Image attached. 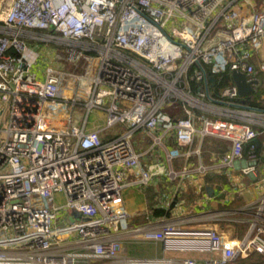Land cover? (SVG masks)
<instances>
[{"label": "built area", "instance_id": "2783aa9c", "mask_svg": "<svg viewBox=\"0 0 264 264\" xmlns=\"http://www.w3.org/2000/svg\"><path fill=\"white\" fill-rule=\"evenodd\" d=\"M229 1L0 0V264H235L252 251L264 257V231L254 222L245 240L200 226L226 220L223 213L134 226L123 197L125 172L141 170L134 145L141 130L153 148L175 139L188 158L197 139L199 157L206 139L224 142L230 148L220 165L260 179L264 130L255 125L264 127V110L237 108L234 84L213 98L199 67L217 73V60L231 53L227 71L256 82L255 93L260 86L245 45L264 38V12L242 15ZM32 42L63 44L68 63L87 65V73L67 74L78 87L93 84L87 114L105 110L106 130H126L104 143L101 132L76 125L78 101L60 92L66 74L49 66L39 79L33 69L42 56ZM177 103L181 118L168 112ZM152 176L142 171L145 184ZM73 211L85 221L57 227L59 214L70 220ZM139 242L219 257L128 256L123 244Z\"/></svg>", "mask_w": 264, "mask_h": 264}, {"label": "crops", "instance_id": "0c3cea01", "mask_svg": "<svg viewBox=\"0 0 264 264\" xmlns=\"http://www.w3.org/2000/svg\"><path fill=\"white\" fill-rule=\"evenodd\" d=\"M229 2L230 8L242 15H250L255 11L264 12V0H230ZM245 47L251 51L252 63L258 72L261 85L264 79V38L258 43L247 44ZM50 52L47 51L48 54ZM231 58V53H225L217 60L214 66L217 73L227 71ZM52 66L58 70L62 68L55 63ZM74 83L69 75L63 77L60 92L62 97L78 101L74 112L76 125L81 127L85 125L87 132H101L104 143L114 140L126 130L125 126L106 130L105 110H94L93 113L87 114L84 102L80 103L78 98L81 89L75 88ZM70 84L74 85L70 86ZM208 88L210 91L213 89L211 81ZM66 90L68 93L65 92ZM78 107L80 111L76 112ZM92 114H94L93 119H91ZM150 142V138L144 131L137 133L134 145L137 152L142 155L141 170L131 169L125 172L123 197L130 213V225L147 226L163 219L223 213L226 220L202 221L200 226L213 229L226 238L238 240H245L248 237L252 222L264 231V212L261 216L255 215L258 204L264 199V145L262 141H259V146L262 147L260 149L262 167L258 181L251 180L234 168L220 165V160L226 153L222 157L213 150L210 153L207 151L203 153L206 145H202L201 157L196 155L195 151L200 149L198 139L190 149L192 152L190 158L184 155L187 149L176 147L172 138L167 139L164 146L155 148ZM229 148L228 145V150ZM178 149L180 155L170 161L169 153L178 151ZM201 165L208 168L205 174L199 172ZM142 171H148L153 175L148 184L142 180ZM172 172L174 175H171ZM156 210H165L166 213L171 214V217H156ZM137 245H144L149 255L153 251L154 255L146 256L145 259L173 258L203 261L210 256L219 257L218 254L165 253L161 243H124L123 248L127 250L128 255V247L132 248ZM235 264H264V257L252 251L247 256L237 259Z\"/></svg>", "mask_w": 264, "mask_h": 264}, {"label": "rangeland", "instance_id": "374dc122", "mask_svg": "<svg viewBox=\"0 0 264 264\" xmlns=\"http://www.w3.org/2000/svg\"><path fill=\"white\" fill-rule=\"evenodd\" d=\"M40 36H42V35H40ZM42 37H44V36H42ZM31 44H33L34 46L37 45L39 47L40 54L42 56L41 60L38 62V64L36 66H34V69H33L34 72L37 73V75L39 76V79H41V80L45 79L46 69L50 65L52 66L54 63L56 65L62 67L61 69H59V71L66 74L65 76H67V74H70V73L81 75V74H84L85 72L87 73V71H89V69L87 68V65L85 66L83 63H80L77 66H74V65H71L70 63H68V61H66V52H65L66 47L63 44L56 43V44H52L50 46H47L44 43H38L37 44V43L32 42ZM48 50L51 51L49 54L47 53ZM58 55H60V59L58 58ZM92 69H94V65H92ZM65 80L67 81L66 78H65ZM74 84L76 85V86H74L75 88H78L79 90L81 89L79 96H78V98L80 99V103L84 102L83 104H85L86 99L88 98V95L93 90V84L91 82H88L84 86L79 85V87H78V84H76V82ZM74 84H70V86H73ZM65 92L68 93L67 90ZM69 97H71V96H69ZM181 105L182 104L177 103L176 106H174L172 108L169 107L168 108L169 114L170 113L175 114V117H178V118L183 117L184 116L183 111L180 110V108H175L177 106L181 107ZM79 111H80V107L77 108L76 112H79ZM93 118H94V114H92V116H91V119H93ZM256 121L259 122L258 120H256ZM255 127H258V128H261L264 130V127H262V125H255ZM136 136H137V134L135 135V137ZM135 137H134V141H135ZM211 142H216V140L213 138H208L204 141V145H206V148L203 150V153L205 151L210 153V151L212 150L211 149V147H212ZM150 144H151V142H150ZM57 199H58V202H62V197L60 195L57 197ZM263 212H264V199H262L261 202L258 204V209H256L255 215L260 214V216H261ZM59 217H61L64 220H59L57 222V227H66L67 225L71 224L68 219H65V215L63 212H61L59 214ZM72 217L76 220L77 223H81V222L85 221L82 214L77 212V211L72 212ZM126 246H128V245H126ZM153 255H154L153 251H152L151 255H149V253H147V249L144 245H137V246H134L132 248L128 247V256H130V257L134 256L135 258L145 259L146 256H153Z\"/></svg>", "mask_w": 264, "mask_h": 264}, {"label": "trees", "instance_id": "16d2710c", "mask_svg": "<svg viewBox=\"0 0 264 264\" xmlns=\"http://www.w3.org/2000/svg\"><path fill=\"white\" fill-rule=\"evenodd\" d=\"M134 58H138V57H134ZM198 69L197 66L193 67L191 69V73L194 72V70ZM206 73L208 75V78H213L214 81L211 82L213 89L210 91L213 98L215 99H219L222 91L233 85V80H232V75L230 74V72L226 71L224 73H214L213 68L212 67H205ZM210 82V81H209ZM200 86V84L192 82V88L194 90L198 89V87ZM236 103H241L240 101H236ZM247 106L250 107H254V108H258L261 110H264V79L260 85V87L258 88L257 92L254 93V95L252 97H250L249 99H247ZM197 115L200 116L202 115L201 112L196 111ZM173 141L175 142V146L177 147V141L175 139H173ZM212 143V147L211 149L218 154V156L222 157L225 153L228 152V144L224 143V142H211ZM213 144L215 146H213ZM262 147L259 146V153H260V149ZM185 150V149H184ZM155 216L156 217H166V218H170L171 214L170 213H166L165 210H156L155 211Z\"/></svg>", "mask_w": 264, "mask_h": 264}, {"label": "water", "instance_id": "95a60500", "mask_svg": "<svg viewBox=\"0 0 264 264\" xmlns=\"http://www.w3.org/2000/svg\"><path fill=\"white\" fill-rule=\"evenodd\" d=\"M199 67L201 68V70L204 73V77H205V83L206 86L208 87L209 81L213 82L214 79L213 78H208V75L206 73L205 67L202 64H199ZM232 80L234 85L237 87L238 89V93L239 96L241 98V105L236 106L237 108H245V109H250V110H254V111H261L260 109L257 108H252L249 106H246L247 103V99H249L250 97H252L254 95V88L253 85L257 84L256 82H250L247 78V76L242 73V72H236L234 71L232 73ZM70 223H73L75 221V219L72 217L70 218Z\"/></svg>", "mask_w": 264, "mask_h": 264}]
</instances>
